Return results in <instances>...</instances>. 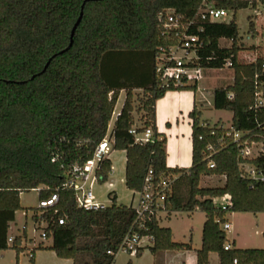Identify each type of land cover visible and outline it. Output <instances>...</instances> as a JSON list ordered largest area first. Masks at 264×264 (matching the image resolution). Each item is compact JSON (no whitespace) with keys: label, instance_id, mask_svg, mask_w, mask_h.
I'll return each instance as SVG.
<instances>
[{"label":"trees","instance_id":"trees-1","mask_svg":"<svg viewBox=\"0 0 264 264\" xmlns=\"http://www.w3.org/2000/svg\"><path fill=\"white\" fill-rule=\"evenodd\" d=\"M203 1L0 0V251L15 250L17 264L25 250L22 244L27 239V226L11 245L7 243L9 231L22 209L21 195L38 188L39 200L57 193L58 202L41 216L34 209L32 220L48 224L47 239H52V246L40 243L35 247L31 264L39 249H49L73 264L115 263L122 240L136 219L132 206L118 205L117 196L109 194L110 206L85 210L65 184L69 169L92 159L108 134L122 91L126 98L111 135L114 150L126 153V188L140 191L150 169L156 180L178 176L168 205L170 213L200 210L206 216L202 245L195 251L197 264H209L211 253L218 255L220 264H234L235 260L238 264H264V249L233 246L225 250L229 240L215 220H224L228 210L212 202L229 194L233 201L230 213H264V183L243 178L239 169V144L248 141L264 147V107H256L257 94L264 99V59L237 63L241 37L236 19L239 10H255L264 0H208L233 13L228 23L204 26L201 36L208 44L199 52V65L204 69H223L231 63L233 83L215 89L213 94L214 109L232 113L231 126L203 122L202 111L194 107L190 113L189 169L167 166V139L156 128L155 105L159 99L169 91L197 90L196 86H158L156 58L159 49L170 44L158 15L172 9L191 17ZM81 11L73 44L65 51ZM254 32L251 23L249 33ZM222 40L230 41L231 47H221ZM137 90L143 93L137 109L142 113L143 126L138 131L152 128L153 143L137 144L130 134L136 124ZM235 133L241 135L239 142L234 141ZM209 146L214 152L208 151ZM210 162L213 169L208 167ZM249 162L264 176V156ZM111 172L112 162L106 158L96 173L98 183H107ZM207 176H224L225 183L201 187L202 177ZM59 219L64 220L63 225ZM147 234L155 239L149 248L153 256L192 251L190 244L174 242L171 229L158 221L150 224Z\"/></svg>","mask_w":264,"mask_h":264},{"label":"rangeland","instance_id":"rangeland-1","mask_svg":"<svg viewBox=\"0 0 264 264\" xmlns=\"http://www.w3.org/2000/svg\"><path fill=\"white\" fill-rule=\"evenodd\" d=\"M260 12L254 9L247 8L239 10L236 15L237 25L240 34V46L241 50L237 54L238 64H251L258 58L264 59V5L259 3L257 8ZM233 13L230 12L227 21H231ZM253 23L255 27L254 35L249 33L250 24ZM231 42L222 40L220 42L221 47H231ZM234 72L230 67L223 69H206L204 70V79L199 84L198 105L202 111L201 120L208 122L211 126L220 123L225 128H229L232 123V113L230 111L216 110L213 107V94L215 89L231 85L233 83ZM179 93V95H178ZM134 107V119L136 127L141 128L142 113L137 109L140 106V99L142 92H135ZM180 96V97H178ZM126 93H121L115 107L112 124H110V132L113 128V122H115L116 116L121 111L125 102ZM181 101L179 110L176 116L179 119V126L186 129V150L188 148V124L187 113L188 106L193 103L194 92L191 90L175 91V94H171L169 101L178 102ZM184 117V118H183ZM175 127V128H174ZM172 130L167 132L166 136L170 140L171 154L175 153L178 145L177 139H180L182 135L176 129V125ZM170 137H169V136ZM108 158L112 162V172L109 176L108 182L105 184L97 183L93 188V193L97 201L104 205L110 206L111 200L109 194L117 196V204L124 206L135 207L139 198L138 194L130 191L125 186V166H126V153L124 151L112 150ZM112 184L110 188L108 185ZM202 187H219L224 185V179L218 176L205 177L202 179ZM39 204V192L35 189L28 193L21 195L22 209L16 213L15 221L11 224L9 231V237H14L22 234V230L27 226V239L23 241L22 246L25 250L19 255V264H31L30 262V249L36 247L40 242L41 231L37 230V226L32 220L36 208ZM254 215H246L240 213L236 215L234 219L236 233L227 232V238L231 240L235 238L237 241L236 248L238 249H264V235H255L251 232V227H255ZM205 221V213L198 210L193 216H189L187 212H180L173 214L170 220L163 218L160 222L162 227H169L173 230V240L177 243L190 244L192 251L188 252L191 256H194L196 250L201 248L202 245V228ZM249 231V233L247 232ZM33 240V242L31 241ZM45 247L52 246V240L43 241ZM11 245V244H9ZM187 252H162L158 256H153L149 249H144L141 257L130 256L127 253L119 252L116 256L114 264H185L186 259L183 254ZM187 253V254H188ZM86 260H89L86 258ZM0 264H17V252L13 249L0 251ZM34 264H73L72 260L60 259L56 254L49 249H39L35 252ZM211 264H218L217 256L211 261Z\"/></svg>","mask_w":264,"mask_h":264},{"label":"built area","instance_id":"built-area-1","mask_svg":"<svg viewBox=\"0 0 264 264\" xmlns=\"http://www.w3.org/2000/svg\"><path fill=\"white\" fill-rule=\"evenodd\" d=\"M255 11L257 14L260 13L258 9H255ZM229 13L226 10L217 8L214 2L204 0L197 12L191 17H185L172 9L166 10L158 15V22L163 28V35L170 43L168 46L159 49L156 58V76L158 78V86L161 89L183 88L188 86L199 87V84L204 79V70H206L199 65V52L207 47L208 44L207 40L201 36L204 32V26L208 23H228L227 18ZM226 66L230 67L231 63L228 62ZM229 98H231V95H229ZM256 107H264V99L261 93L257 94ZM138 129L135 124L130 130V134L133 136L135 143L147 144L154 142L155 133L152 128H146L141 132ZM233 137L235 142L241 140L239 133H235ZM239 147V169L242 177L264 183V176L249 162L253 158L264 156L263 144L245 141L239 144ZM113 149L114 138L109 130L106 137L96 148L92 159L82 166L74 165L69 169L65 187L74 191L77 204L80 208L97 210L105 207L97 201L93 193V188L98 183L97 170L101 167L103 160L108 158L109 153ZM208 151L214 152V147L209 146ZM52 161L55 162V159ZM208 167L209 169H213L214 163L210 162ZM177 178L178 176L176 175H169L156 180L153 170L150 169L148 171L142 189L134 192L139 196L137 205L132 207L135 211L136 219L122 240L118 253L124 252L134 257L140 250L149 249L154 245V236L147 234V232L150 230V224L153 221H158L160 224L163 218H167L173 214L168 210V205L170 204V198ZM40 189L38 188L36 190L39 192ZM57 202V193L52 194L46 200H39L37 208L39 210L37 213L38 216H41L44 211L54 207ZM212 202L217 208L228 210L224 220L220 218L215 220L227 234L231 229L228 215L233 207L232 197L226 194L222 197L214 198ZM58 223L63 225L64 220L59 219ZM35 225L37 226V230L41 231L40 243L48 240L46 232L48 224L41 222L35 223ZM14 237L8 236L7 243L12 244ZM31 241L33 242L32 239ZM224 248L225 250H231L233 246L230 242H227ZM33 249H30L29 257H31ZM108 253L112 254L111 252ZM234 264H238L236 260Z\"/></svg>","mask_w":264,"mask_h":264},{"label":"crops","instance_id":"crops-1","mask_svg":"<svg viewBox=\"0 0 264 264\" xmlns=\"http://www.w3.org/2000/svg\"><path fill=\"white\" fill-rule=\"evenodd\" d=\"M199 90V87H197L196 92H194V99H193V103L190 104V106H188V113H187V124H188V129H189V133H188V148L186 150V129L181 128L179 126L180 122L178 117L176 116L177 111L179 110V107L181 105V101L180 98H178V102H170L169 101V97H171V94H175V91H169L165 94V96L161 99H159L156 102L155 105V110H156V128L159 134H163L166 136L167 132H169L170 130L173 129V127L176 125V129L180 132V135H182V137L180 139H177V147H176V151L175 153L171 154V142L170 140L167 138V143H166V153H167V158H166V163L167 166L170 168H180V169H189L192 165V126H191V118H190V113L192 112V110L194 109V107L196 106L199 110L200 107L198 105V95L197 92ZM136 92H140V90H137ZM121 93H125V91H122ZM179 95V93H178ZM180 97V96H178ZM203 114V113H202ZM116 118V115H115ZM184 118V117H183ZM112 124V121L111 123ZM114 124V122H113ZM175 128V127H174ZM169 136V135H168ZM170 137V136H169ZM208 177V176H207ZM214 177V176H213ZM205 177H202V179ZM220 178L224 179V183H225V177L221 176ZM202 181V180H201ZM110 188L112 186H110V184L108 185ZM202 187V186H201ZM198 211V210H197ZM197 211L193 212V213H189V216H193ZM180 212H175L173 214H177ZM171 214L169 217H167V220H170V218L172 217ZM240 213H230L228 215V220L231 223V229H230V233L232 232V234L236 233L235 231V224H234V219L236 217V215H238ZM246 215H254L255 217V227L253 229V227H251V232H254L255 235H260L263 234L264 235V213H244ZM205 220H206V216H205ZM205 222V221H204ZM204 224V223H203ZM169 228V227H166ZM171 229V228H170ZM203 229V228H202ZM172 231V240H173V230ZM247 232L249 233V231L247 230ZM52 240V239H50ZM229 242L232 244V246L236 247L237 246V241L234 239L231 240L228 239ZM174 241V240H173ZM175 242V241H174ZM234 243V244H233ZM179 252H183V251H179ZM184 252H190V251H184ZM183 254V257L186 259V261L184 262L185 264H197V257H196V253H194V256H191V254ZM217 256L218 259V264H220L218 255L216 253H211L209 256V264H211V261L213 259H215V257Z\"/></svg>","mask_w":264,"mask_h":264},{"label":"water","instance_id":"water-1","mask_svg":"<svg viewBox=\"0 0 264 264\" xmlns=\"http://www.w3.org/2000/svg\"><path fill=\"white\" fill-rule=\"evenodd\" d=\"M87 1H91V0H87ZM82 16H83V11H81L80 16H79V18H78L76 24L74 25V27H73V29H72L70 45L68 46V48H67L65 51L69 50V49L71 48L72 44H73V38H74V35H75V31H76L77 27L79 26V24H80V22H81ZM54 57H55V56H54ZM52 59H53V57H52V58L49 60V62L46 64V66H45V68H44V71L47 69V67L49 66V64H50V62H51ZM44 71H43V72H44Z\"/></svg>","mask_w":264,"mask_h":264}]
</instances>
